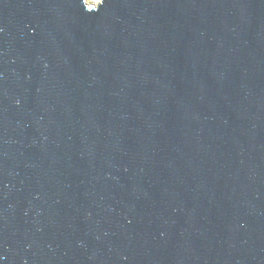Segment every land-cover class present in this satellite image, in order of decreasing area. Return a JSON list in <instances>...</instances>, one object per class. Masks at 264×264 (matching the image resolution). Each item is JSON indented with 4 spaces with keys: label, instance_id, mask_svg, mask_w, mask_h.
<instances>
[{
    "label": "water",
    "instance_id": "water-1",
    "mask_svg": "<svg viewBox=\"0 0 264 264\" xmlns=\"http://www.w3.org/2000/svg\"><path fill=\"white\" fill-rule=\"evenodd\" d=\"M0 264H264V0H0Z\"/></svg>",
    "mask_w": 264,
    "mask_h": 264
},
{
    "label": "bare ground",
    "instance_id": "bare-ground-1",
    "mask_svg": "<svg viewBox=\"0 0 264 264\" xmlns=\"http://www.w3.org/2000/svg\"><path fill=\"white\" fill-rule=\"evenodd\" d=\"M89 1H91V2H98L99 0H89Z\"/></svg>",
    "mask_w": 264,
    "mask_h": 264
}]
</instances>
